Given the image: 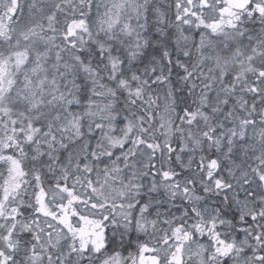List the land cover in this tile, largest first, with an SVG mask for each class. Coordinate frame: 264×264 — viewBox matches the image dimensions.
<instances>
[{
  "label": "snow or ice",
  "instance_id": "6c2138e0",
  "mask_svg": "<svg viewBox=\"0 0 264 264\" xmlns=\"http://www.w3.org/2000/svg\"><path fill=\"white\" fill-rule=\"evenodd\" d=\"M0 264H264V0H0Z\"/></svg>",
  "mask_w": 264,
  "mask_h": 264
}]
</instances>
